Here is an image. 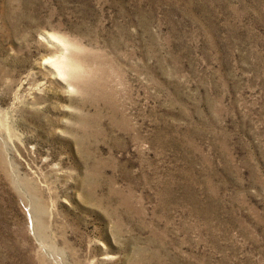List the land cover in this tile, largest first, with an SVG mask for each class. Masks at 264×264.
<instances>
[{
    "label": "rangeland",
    "instance_id": "rangeland-1",
    "mask_svg": "<svg viewBox=\"0 0 264 264\" xmlns=\"http://www.w3.org/2000/svg\"><path fill=\"white\" fill-rule=\"evenodd\" d=\"M0 264H264V0H0Z\"/></svg>",
    "mask_w": 264,
    "mask_h": 264
}]
</instances>
